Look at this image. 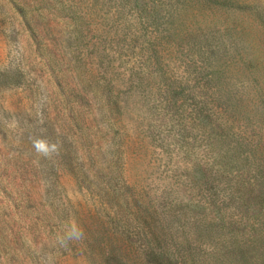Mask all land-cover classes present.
I'll return each mask as SVG.
<instances>
[{
	"label": "rangeland",
	"instance_id": "1",
	"mask_svg": "<svg viewBox=\"0 0 264 264\" xmlns=\"http://www.w3.org/2000/svg\"><path fill=\"white\" fill-rule=\"evenodd\" d=\"M78 1L80 31L57 0H0V71L22 76L0 87L1 115L19 132L12 143L0 135V148L21 146L31 159L23 174L2 166L0 264H108L111 253L126 264H227L225 231L264 235V186L256 156L224 157L208 133L216 118L226 130L264 132V0ZM216 43L229 49L227 65L220 51L205 61ZM218 69L250 93L252 120L217 106ZM92 76L118 99L112 116L107 93L86 94ZM45 107L50 140L73 148V165L32 148ZM218 205L241 227L220 224ZM48 215L50 225L36 218ZM71 223L83 235L63 253Z\"/></svg>",
	"mask_w": 264,
	"mask_h": 264
},
{
	"label": "trees",
	"instance_id": "2",
	"mask_svg": "<svg viewBox=\"0 0 264 264\" xmlns=\"http://www.w3.org/2000/svg\"><path fill=\"white\" fill-rule=\"evenodd\" d=\"M57 1L62 4L60 6V10L65 12L69 17L72 18V20H74L76 24L75 30H82V28L84 27V23L86 22L85 14L82 12V8L79 5V1L69 0L67 4H65L64 0ZM225 44L227 43L225 42ZM208 50L209 54L205 61H209L211 57H213L217 52L220 51L218 53L220 55V58L222 59L220 64H228V60L231 54H228L229 49L226 45L219 43L213 45L211 44L208 47ZM217 72L218 77L214 78L215 80L217 78L219 80V82H214L215 92L220 94L218 96L219 103L217 104V106H222V111L226 112L228 114V117H230L232 120H252L250 118V110L248 109L249 103L245 102L246 94L250 96V93L234 86V83L227 79L225 69H218ZM21 77L22 76L20 73L15 74L11 77L5 75L0 71V87L6 84L20 85L22 83ZM100 79L101 78H96L93 76L91 77V79L86 78V94L92 93L94 97H102L104 94L107 93L104 89L101 90V88L99 87L100 85H103ZM256 93V102L258 103L256 104V108L258 109V111H261V115L264 116V89L259 88V86H257ZM107 94L109 95L107 103L110 105V114L112 116L114 110H116V108L118 107V99H116L112 95V88L111 92ZM73 117L77 119L76 114H73ZM5 119L6 118L3 117L0 112V135H2L3 142L12 143L15 140V137L19 134V132H14V128L10 126L8 124V121ZM41 119H43L42 124H39V126L36 127L38 137L41 136L51 141L50 137H56L57 133L51 120V114L48 111V107H45L42 111ZM211 120H213V118ZM112 121L114 126L116 122L115 118ZM217 121V118L214 119V121H210V124L212 126L208 135L209 137H211V142H213L214 145L219 147L220 152H223L224 150V157L232 158L234 155H237L239 157H243L244 160H248L250 156H256V176L264 186V132L258 134V136L254 133H250L249 135H247L246 133L249 131V129L247 128H245L244 130L240 129L238 131L226 130L223 124ZM230 128L233 129L234 127L231 126ZM239 128H241V126H239ZM51 142H56L59 145V151L55 155L60 154V159L62 160V162L68 165H73L74 158L76 156V154L74 156L73 148H67V146L63 144V142H59L57 139L56 141L54 140ZM11 147H14L13 144L11 145ZM15 149L16 151H18L17 153L6 154L3 153V150L0 148V180L4 178L3 175L5 171L4 168L2 170L3 165L6 166L5 170L9 166H12L13 168L11 172L13 174H23V172L27 171L25 169H27V166L30 164L31 159H27L23 156V147L20 146V148L18 147ZM56 166L58 167V165L53 164L46 169L45 177L48 180H52L51 178L54 172H56V170H54V167ZM234 171H236V173H240L241 177H244L243 173H245V171H243L241 168H237ZM234 171L229 172L231 173ZM262 192L264 193V188ZM213 203H217V201H214ZM218 209L220 213L219 217L221 220L220 224L225 225L227 223H230L231 225V223H233L237 229L241 227L242 220H234L230 218L231 216H229V213L227 212V210L224 209L223 205H218ZM36 218L37 220L44 222L46 225L52 224L50 221H55L54 217L50 215L43 217L37 216ZM252 223L254 224L255 222ZM217 224L215 225L213 223L212 225H210L209 228H207L206 233L211 234V236H213L216 232H219L220 228ZM225 232V236H223L221 242H223L225 250L229 253L227 257V264H264V235L260 236L259 234L252 233H240L239 235L235 232H232L230 233L231 235H228ZM68 244L69 245L63 249V253H67L68 250L74 249L75 246L74 244H72V242H68ZM108 259V264H112L113 261H116L119 264H126V260L119 253L109 254ZM37 263L42 264L40 261H38Z\"/></svg>",
	"mask_w": 264,
	"mask_h": 264
},
{
	"label": "clouds",
	"instance_id": "3",
	"mask_svg": "<svg viewBox=\"0 0 264 264\" xmlns=\"http://www.w3.org/2000/svg\"><path fill=\"white\" fill-rule=\"evenodd\" d=\"M32 148L42 158H50L59 151V145L44 137H33L30 139ZM83 233L74 223L64 226L63 235L58 238L61 246H66L69 241L78 240Z\"/></svg>",
	"mask_w": 264,
	"mask_h": 264
}]
</instances>
